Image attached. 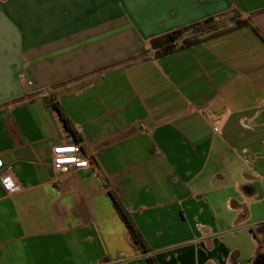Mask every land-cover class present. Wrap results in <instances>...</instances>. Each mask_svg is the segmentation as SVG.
<instances>
[{
    "label": "crops",
    "instance_id": "obj_1",
    "mask_svg": "<svg viewBox=\"0 0 264 264\" xmlns=\"http://www.w3.org/2000/svg\"><path fill=\"white\" fill-rule=\"evenodd\" d=\"M233 9L264 35V0H0V264H263L264 38L150 50ZM76 142L90 167L56 170Z\"/></svg>",
    "mask_w": 264,
    "mask_h": 264
},
{
    "label": "trees",
    "instance_id": "obj_2",
    "mask_svg": "<svg viewBox=\"0 0 264 264\" xmlns=\"http://www.w3.org/2000/svg\"><path fill=\"white\" fill-rule=\"evenodd\" d=\"M231 13H233L234 16H229ZM246 26L252 27L262 38H264V35L261 33L259 28L252 23L250 18H245L240 10L233 9L221 13L217 17L212 16L205 20L174 29L173 31L163 35L156 36L150 41V50L155 52L156 57H162L179 49L191 47L234 29ZM146 52L147 51L143 54ZM131 59H134V57ZM52 102V106L58 111L67 129L75 136V139L79 141L77 136L78 133L72 123V120L63 110L62 106L58 104V102H54V100ZM111 194L113 196L115 207L127 225L133 239L143 251H147L149 249L148 243L135 223L131 212L128 211L116 192L112 191ZM149 261L150 264H160L157 258L153 256L149 257Z\"/></svg>",
    "mask_w": 264,
    "mask_h": 264
},
{
    "label": "built area",
    "instance_id": "obj_3",
    "mask_svg": "<svg viewBox=\"0 0 264 264\" xmlns=\"http://www.w3.org/2000/svg\"><path fill=\"white\" fill-rule=\"evenodd\" d=\"M215 131L220 132L221 127L216 124ZM90 158L84 154L81 143L76 142L70 150L57 149L54 157V168L56 170H65L69 167L86 168L90 167ZM0 183L10 193L20 192L24 189L23 184L13 174L12 166H5L0 158Z\"/></svg>",
    "mask_w": 264,
    "mask_h": 264
},
{
    "label": "rangeland",
    "instance_id": "obj_4",
    "mask_svg": "<svg viewBox=\"0 0 264 264\" xmlns=\"http://www.w3.org/2000/svg\"><path fill=\"white\" fill-rule=\"evenodd\" d=\"M229 16H234V14H233V13H231Z\"/></svg>",
    "mask_w": 264,
    "mask_h": 264
},
{
    "label": "flooded vegetation",
    "instance_id": "obj_5",
    "mask_svg": "<svg viewBox=\"0 0 264 264\" xmlns=\"http://www.w3.org/2000/svg\"><path fill=\"white\" fill-rule=\"evenodd\" d=\"M263 264H264V262H263Z\"/></svg>",
    "mask_w": 264,
    "mask_h": 264
}]
</instances>
